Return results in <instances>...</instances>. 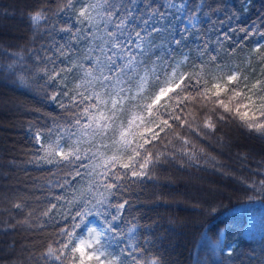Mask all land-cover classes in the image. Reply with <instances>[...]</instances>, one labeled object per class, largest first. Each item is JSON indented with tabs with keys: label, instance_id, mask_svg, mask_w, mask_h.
Instances as JSON below:
<instances>
[{
	"label": "snow or ice",
	"instance_id": "obj_1",
	"mask_svg": "<svg viewBox=\"0 0 264 264\" xmlns=\"http://www.w3.org/2000/svg\"><path fill=\"white\" fill-rule=\"evenodd\" d=\"M251 5L241 0L229 11L224 0H40L33 7L31 46L0 48V78L40 94L59 118L25 129L24 171L47 175L24 181L31 199L0 198L9 205L0 208V244L13 234L29 233L31 242L54 231L42 244L14 240L17 264H165L156 249L160 222L131 215L139 197L148 185L170 186L160 175L172 169L228 168L218 159L224 149H245L235 158L249 176L232 178L264 196V147L223 133L232 125L264 141V13L241 21ZM255 225L253 216L249 233ZM227 235L225 225L215 239L203 238L212 255L253 264L255 255L245 259ZM196 264H204L199 252Z\"/></svg>",
	"mask_w": 264,
	"mask_h": 264
},
{
	"label": "trees",
	"instance_id": "obj_2",
	"mask_svg": "<svg viewBox=\"0 0 264 264\" xmlns=\"http://www.w3.org/2000/svg\"><path fill=\"white\" fill-rule=\"evenodd\" d=\"M39 3L40 0H0V48L15 52L31 46L34 33L30 29L28 13L33 7L39 6ZM224 3L229 11L241 7V0H224ZM220 6L223 7V4ZM52 7L55 8L56 5ZM259 13H264V0H252L251 11L241 16V21L255 19ZM217 16L223 19L222 13H216L212 18L216 19ZM200 22L207 29L208 18L201 14ZM181 23L187 21L177 22ZM191 47H195V44ZM251 47L249 44L247 49ZM247 49L238 55H246ZM49 117L59 118L56 105L43 99L40 94L15 84L11 79L0 78V198L6 197L13 201L31 199L32 193L23 190L24 181L29 176L47 175L31 168L25 173L23 161L28 158L25 153L31 147L29 135L25 131L27 125L34 124L39 130L45 123H50ZM223 133H228L232 140L236 138L240 142H235L236 144L247 145L257 151L264 147V141L249 138L235 126H224ZM207 139L213 146L219 147L214 138ZM243 150L245 149H224L225 154L218 159L228 164V168L218 172L172 169L160 175L162 181H171L170 186L161 188L148 185L143 190L144 194L137 201L139 206L131 215L143 217L140 223L147 224L153 220L160 222L156 229L159 237L156 240V249L165 264H196L197 252L204 264H240L238 259L230 262L225 256H213L203 239L205 236L215 239L217 230L225 225L228 228L227 241L235 243L238 250L246 254L245 259L247 255H255L256 261L253 264L264 262V225L261 223L264 218V196L245 192L237 179L232 178L249 176L247 171L240 170V161L235 158L236 152ZM208 151L217 155L211 148ZM251 167L255 168V164ZM221 172L224 174L221 175ZM157 197H160L159 206ZM7 207V201H0V208ZM253 216L256 217V225L253 232L249 233V221ZM5 218L0 216V219ZM52 231V228L46 229L42 237L31 242L24 239L29 233L7 237L8 245L0 244V248L4 249L0 251V264H17L20 244L15 245L13 254L14 240H19L21 244H42L47 241L48 233Z\"/></svg>",
	"mask_w": 264,
	"mask_h": 264
},
{
	"label": "rangeland",
	"instance_id": "obj_3",
	"mask_svg": "<svg viewBox=\"0 0 264 264\" xmlns=\"http://www.w3.org/2000/svg\"><path fill=\"white\" fill-rule=\"evenodd\" d=\"M234 142H237V143H240L236 138H234V140H233Z\"/></svg>",
	"mask_w": 264,
	"mask_h": 264
}]
</instances>
